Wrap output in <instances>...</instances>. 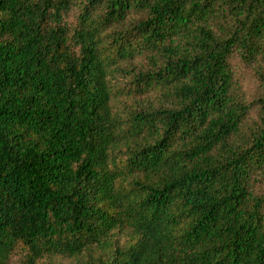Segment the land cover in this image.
Listing matches in <instances>:
<instances>
[{"label": "trees", "instance_id": "16d2710c", "mask_svg": "<svg viewBox=\"0 0 264 264\" xmlns=\"http://www.w3.org/2000/svg\"><path fill=\"white\" fill-rule=\"evenodd\" d=\"M13 256L264 264V0H0Z\"/></svg>", "mask_w": 264, "mask_h": 264}, {"label": "rangeland", "instance_id": "374dc122", "mask_svg": "<svg viewBox=\"0 0 264 264\" xmlns=\"http://www.w3.org/2000/svg\"><path fill=\"white\" fill-rule=\"evenodd\" d=\"M234 77L238 83V86L244 91L247 99H251L256 96L257 92V81L255 76L251 73L249 68L244 67L238 59H233L232 62ZM250 117H254L253 111L250 113ZM17 256L12 257V263H15ZM72 261L69 259H55L56 264H70Z\"/></svg>", "mask_w": 264, "mask_h": 264}]
</instances>
